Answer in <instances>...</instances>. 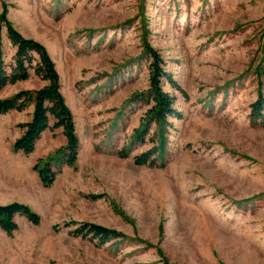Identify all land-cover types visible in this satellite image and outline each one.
Instances as JSON below:
<instances>
[{
	"label": "rangeland",
	"instance_id": "rangeland-1",
	"mask_svg": "<svg viewBox=\"0 0 264 264\" xmlns=\"http://www.w3.org/2000/svg\"><path fill=\"white\" fill-rule=\"evenodd\" d=\"M1 13L54 63L78 149L45 188L33 166L66 146L62 130L24 155L33 104L0 116V206L39 218L0 230V264H264V0H0ZM0 41L10 62L2 23ZM148 48L182 91L164 87L181 115L164 127L138 100ZM45 85L31 73L0 100ZM147 152L154 164L135 165ZM85 224L120 237L75 235Z\"/></svg>",
	"mask_w": 264,
	"mask_h": 264
},
{
	"label": "trees",
	"instance_id": "trees-1",
	"mask_svg": "<svg viewBox=\"0 0 264 264\" xmlns=\"http://www.w3.org/2000/svg\"><path fill=\"white\" fill-rule=\"evenodd\" d=\"M0 23L6 29V37L10 47L14 50L10 62H6L0 41V92L8 85L28 80L31 73L46 83L40 90L20 91L10 98L0 100V116L11 111L21 112L28 104H33L31 120L23 126L24 132L14 142L13 150L24 155L31 154L36 141L48 129H61L66 140V146L57 152L56 156L46 161L39 159L33 166V171L37 173L41 185L48 188L57 175L56 171L52 170L54 163L72 166L76 160L78 139L75 135L73 118L60 93L59 77L45 48L38 42L20 35L6 20L3 13L0 14ZM146 52L150 58L149 88L138 100L150 106L145 114L146 123H159L164 127L168 119H180L181 115L174 108V98L163 89L165 86H169L179 93L182 91L163 70L159 56L151 48H148ZM262 110L263 102L258 99L252 105L253 119H260ZM50 120L53 121L52 125L49 124ZM147 133L144 131L141 136L144 137ZM162 146L163 143L161 142L160 149ZM61 152L63 158H60ZM120 155L121 157L124 156L123 154ZM134 163L138 166L154 164V160L151 159V152L137 156ZM16 217H23L33 225L39 223L38 216L27 206L12 203L0 206V230L6 235L13 233L17 229V224L14 221ZM73 232L78 236L92 235L101 243L120 237V234L114 231L92 224L80 226Z\"/></svg>",
	"mask_w": 264,
	"mask_h": 264
}]
</instances>
